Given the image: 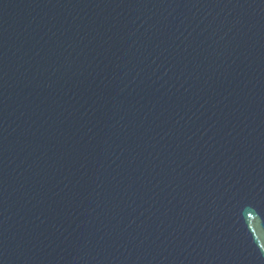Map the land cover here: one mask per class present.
<instances>
[{"label":"water","instance_id":"95a60500","mask_svg":"<svg viewBox=\"0 0 264 264\" xmlns=\"http://www.w3.org/2000/svg\"><path fill=\"white\" fill-rule=\"evenodd\" d=\"M0 264H264V0H0Z\"/></svg>","mask_w":264,"mask_h":264}]
</instances>
